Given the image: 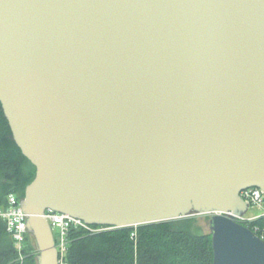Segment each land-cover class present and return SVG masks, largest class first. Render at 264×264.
Wrapping results in <instances>:
<instances>
[{
	"label": "water",
	"instance_id": "95a60500",
	"mask_svg": "<svg viewBox=\"0 0 264 264\" xmlns=\"http://www.w3.org/2000/svg\"><path fill=\"white\" fill-rule=\"evenodd\" d=\"M0 102L36 167L21 207L121 229L210 215L213 264H264V0H0ZM227 214H232L230 217Z\"/></svg>",
	"mask_w": 264,
	"mask_h": 264
},
{
	"label": "trees",
	"instance_id": "16d2710c",
	"mask_svg": "<svg viewBox=\"0 0 264 264\" xmlns=\"http://www.w3.org/2000/svg\"><path fill=\"white\" fill-rule=\"evenodd\" d=\"M36 176V167L17 146L0 102V209L10 195L25 196ZM194 218L108 230L86 235L74 229L69 235L68 264H213L212 234H198ZM264 240V216L245 224ZM99 227V226H95ZM24 250V260L0 217V264H37L38 251L32 242Z\"/></svg>",
	"mask_w": 264,
	"mask_h": 264
},
{
	"label": "built area",
	"instance_id": "2783aa9c",
	"mask_svg": "<svg viewBox=\"0 0 264 264\" xmlns=\"http://www.w3.org/2000/svg\"><path fill=\"white\" fill-rule=\"evenodd\" d=\"M241 198L250 208H259L264 210V194L260 189L250 188L241 192ZM232 214H227L230 217ZM247 213L243 216H236V221L245 225L250 224L262 216H256L247 218ZM0 217L7 223V229L9 234L12 236L15 247L21 255V261L24 260V250L29 243V237L31 234L27 228V215L24 213L21 207V199L16 195H10L8 198L7 207L0 209ZM45 218L50 222L53 232L55 235L56 246L60 256V264H68L66 257L69 247V235L74 229L84 231L91 235H96L101 232L112 230L108 227H95L84 223L81 220L72 218L69 215L55 213L48 211ZM258 229L254 231L257 234Z\"/></svg>",
	"mask_w": 264,
	"mask_h": 264
},
{
	"label": "rangeland",
	"instance_id": "374dc122",
	"mask_svg": "<svg viewBox=\"0 0 264 264\" xmlns=\"http://www.w3.org/2000/svg\"><path fill=\"white\" fill-rule=\"evenodd\" d=\"M263 214H264V210L263 209L250 208L249 211L247 212L246 217L247 218H251V217H256V216H262ZM189 218H194V220H195L194 230L198 234H205L206 235V234H210L211 233V230H210V215H196V216L189 217ZM101 233H104V232H101ZM101 233H99V234H101ZM86 235H91V234L86 233ZM31 239H33L32 236H31ZM32 242L34 243L35 247L37 248V245H36L34 239L32 240ZM37 251H38V249H37Z\"/></svg>",
	"mask_w": 264,
	"mask_h": 264
}]
</instances>
